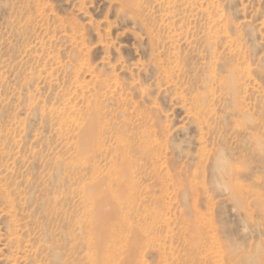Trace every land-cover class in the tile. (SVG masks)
Masks as SVG:
<instances>
[{
  "label": "rangeland",
  "instance_id": "obj_1",
  "mask_svg": "<svg viewBox=\"0 0 264 264\" xmlns=\"http://www.w3.org/2000/svg\"><path fill=\"white\" fill-rule=\"evenodd\" d=\"M0 264H264V0H0Z\"/></svg>",
  "mask_w": 264,
  "mask_h": 264
}]
</instances>
